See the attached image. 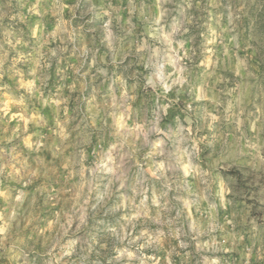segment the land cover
Returning <instances> with one entry per match:
<instances>
[{"label":"rangeland","instance_id":"obj_1","mask_svg":"<svg viewBox=\"0 0 264 264\" xmlns=\"http://www.w3.org/2000/svg\"><path fill=\"white\" fill-rule=\"evenodd\" d=\"M0 264H264V0H0Z\"/></svg>","mask_w":264,"mask_h":264}]
</instances>
